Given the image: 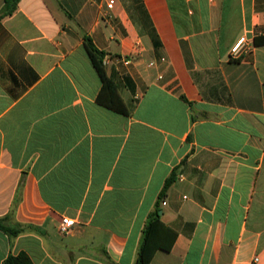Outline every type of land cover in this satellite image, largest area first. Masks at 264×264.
<instances>
[{"label": "crops", "instance_id": "crops-1", "mask_svg": "<svg viewBox=\"0 0 264 264\" xmlns=\"http://www.w3.org/2000/svg\"><path fill=\"white\" fill-rule=\"evenodd\" d=\"M84 37L127 115L97 104ZM259 38L264 0H20L0 20V218L24 230L0 231V264H135L173 171L177 237L150 264H264Z\"/></svg>", "mask_w": 264, "mask_h": 264}, {"label": "trees", "instance_id": "trees-1", "mask_svg": "<svg viewBox=\"0 0 264 264\" xmlns=\"http://www.w3.org/2000/svg\"><path fill=\"white\" fill-rule=\"evenodd\" d=\"M19 1L20 0H3L0 20L10 15L15 10ZM254 44H264V38L254 40ZM83 46L101 82V88L96 98L97 104L116 113L127 115L128 110L117 91L115 83L106 75L103 66L105 54L96 49L89 37H84ZM176 179V172L173 171L163 183L156 199L154 210L150 213L148 221L143 229L142 240L137 251L135 264H150L154 254L158 250L169 252L176 240L177 232L164 225L161 221V215H159L161 204L165 199L166 193L172 184L176 182ZM7 219V217L0 218V231L4 232L9 237H15L24 230V227L21 225H9ZM2 264L33 263L25 253H19L16 256H7Z\"/></svg>", "mask_w": 264, "mask_h": 264}, {"label": "built area", "instance_id": "built-area-1", "mask_svg": "<svg viewBox=\"0 0 264 264\" xmlns=\"http://www.w3.org/2000/svg\"><path fill=\"white\" fill-rule=\"evenodd\" d=\"M114 1H110L107 4V9H111ZM251 47L250 41L246 37H240L231 47L230 58L233 60L239 59L242 55L246 54ZM122 63L124 65H129L131 63V58H122ZM152 65V63H150ZM74 221L69 218H62L60 221L59 231L62 234H66L70 231ZM256 260V259H255Z\"/></svg>", "mask_w": 264, "mask_h": 264}, {"label": "water", "instance_id": "water-1", "mask_svg": "<svg viewBox=\"0 0 264 264\" xmlns=\"http://www.w3.org/2000/svg\"><path fill=\"white\" fill-rule=\"evenodd\" d=\"M162 214V211H159V215H161Z\"/></svg>", "mask_w": 264, "mask_h": 264}]
</instances>
